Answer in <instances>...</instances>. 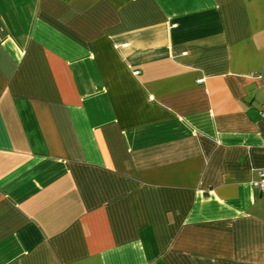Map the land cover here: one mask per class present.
<instances>
[{"label":"crops","instance_id":"0c3cea01","mask_svg":"<svg viewBox=\"0 0 264 264\" xmlns=\"http://www.w3.org/2000/svg\"><path fill=\"white\" fill-rule=\"evenodd\" d=\"M264 0H0V264H264Z\"/></svg>","mask_w":264,"mask_h":264},{"label":"built area","instance_id":"2783aa9c","mask_svg":"<svg viewBox=\"0 0 264 264\" xmlns=\"http://www.w3.org/2000/svg\"><path fill=\"white\" fill-rule=\"evenodd\" d=\"M261 115L264 117V109L261 110ZM255 186L261 191L264 192V169L260 171V177L255 181Z\"/></svg>","mask_w":264,"mask_h":264}]
</instances>
